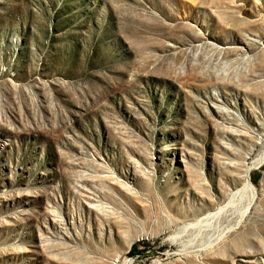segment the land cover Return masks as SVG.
Instances as JSON below:
<instances>
[{
	"label": "rangeland",
	"instance_id": "rangeland-1",
	"mask_svg": "<svg viewBox=\"0 0 264 264\" xmlns=\"http://www.w3.org/2000/svg\"><path fill=\"white\" fill-rule=\"evenodd\" d=\"M263 152L264 0H0V264H264Z\"/></svg>",
	"mask_w": 264,
	"mask_h": 264
},
{
	"label": "bare ground",
	"instance_id": "bare-ground-1",
	"mask_svg": "<svg viewBox=\"0 0 264 264\" xmlns=\"http://www.w3.org/2000/svg\"><path fill=\"white\" fill-rule=\"evenodd\" d=\"M264 162V152L261 154V156L259 157V159L256 161V164L257 165H260L261 163H263ZM245 179H244V184H243V189H247L248 191H250L251 193H252V195L254 194V188H253V185H251V183H250V181H249V179H248V170H246V172H245ZM239 193V192H238ZM250 193V194H251ZM237 194V193H236ZM242 195V194H241ZM242 197V196H241ZM253 200V199H252ZM252 202V201H251ZM250 202V203H251ZM249 205V204H248ZM247 206V205H246ZM248 208H246V210H247ZM221 209H219V211H220ZM246 210L245 211H243V212H241V213H239V215H238V217H237V220H235L234 221V223H233V225L228 229V231L229 230H231V229H233V228H235V227H237L238 225H239V223H241L240 221H241V219H242V217H243V215H244V213H246ZM248 212V211H247ZM219 214V213H218ZM236 214H237V212H236ZM211 215L210 214H208V215H206V219H208L209 217H210ZM213 220V219H212ZM210 222V221H209ZM206 223H207V220H206ZM210 224V223H209ZM207 227H209V226H207ZM227 230V229H226ZM224 234V233H223ZM216 236V235H215ZM222 235H220V237H221ZM217 241H219V239L217 240ZM213 246V245H212ZM210 247H211V245H210Z\"/></svg>",
	"mask_w": 264,
	"mask_h": 264
},
{
	"label": "trees",
	"instance_id": "trees-1",
	"mask_svg": "<svg viewBox=\"0 0 264 264\" xmlns=\"http://www.w3.org/2000/svg\"><path fill=\"white\" fill-rule=\"evenodd\" d=\"M136 252H137V251H136V246L133 245V246L131 247L130 253L133 255V254H135Z\"/></svg>",
	"mask_w": 264,
	"mask_h": 264
}]
</instances>
